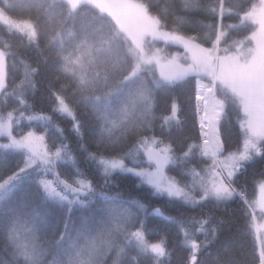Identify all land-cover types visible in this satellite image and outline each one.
<instances>
[{
  "label": "trees",
  "instance_id": "trees-1",
  "mask_svg": "<svg viewBox=\"0 0 264 264\" xmlns=\"http://www.w3.org/2000/svg\"><path fill=\"white\" fill-rule=\"evenodd\" d=\"M261 3L80 0L72 8L68 0H0L3 12L35 31L31 38L0 22L6 60L0 118L10 119L14 137L38 134L43 144L33 156L0 136V264H189L193 257L192 264H264L256 228L262 217L251 206L264 161L237 168L231 197L217 201L209 193L203 203L188 204L155 193L130 172L105 171L99 160L118 158L146 170L153 163L145 149H154L167 157V177L202 197L216 163L200 139L195 93L197 81L209 83L211 74L169 81L143 65L127 77L136 54L112 14L144 33L150 49L166 55L189 49L207 63L217 55L231 73L249 65L258 47L251 34ZM157 30L164 40L153 37ZM215 87L223 102V153L237 152L244 139L240 102ZM59 100L73 116L59 109ZM80 180L92 190L74 191ZM41 181L59 195H49ZM132 199L146 208L129 205ZM141 222L146 243L162 240L164 256L131 235Z\"/></svg>",
  "mask_w": 264,
  "mask_h": 264
},
{
  "label": "rangeland",
  "instance_id": "rangeland-1",
  "mask_svg": "<svg viewBox=\"0 0 264 264\" xmlns=\"http://www.w3.org/2000/svg\"><path fill=\"white\" fill-rule=\"evenodd\" d=\"M79 1L80 0H68L72 8H74ZM100 9L108 11L102 4L100 5ZM257 12L253 14L255 21H257V26L251 36L252 38L254 37L258 47L251 50L249 65L242 66L240 69L231 73L229 69H225L226 59H218L217 53L215 54L216 57H214L213 62L207 63L199 53L189 49L172 55H166L163 50L158 48L150 49L146 45L147 37L144 33L138 32L134 26L128 25L118 13L112 14L114 15L118 27L131 40L136 54V61L127 77L137 73L143 65L154 66L159 75L163 79L169 81L179 79L187 73L211 74V81L209 83L203 80L197 81L195 110L198 131L200 139L203 140L204 148L209 150V153L216 163L213 176L210 178H222L231 191L230 181L232 178L228 176L227 170L223 166L224 162H226L230 154L236 153L239 155L242 153L246 142L250 141L259 147L261 140L264 139V0H262ZM0 22L13 28H18L26 32L29 37L34 38V27L29 21L13 19L0 9ZM153 37L162 40L165 39L163 33L158 30L153 33ZM217 46L218 42L215 46L216 51ZM5 70V53L0 49V91L5 81ZM215 83H219L225 91L234 92L240 102V108L244 115L241 121L244 139L241 149L237 152L223 153L224 145L222 137L220 136L219 127L223 112V102L216 93ZM58 106L62 112L69 116H73L69 108L61 100H59ZM0 136L7 137L17 146L29 149L33 156L40 152L41 149L43 150L42 138L38 134L28 133L23 138L14 137L9 118H0ZM253 152L254 150L249 147V155H252ZM145 155L147 159L153 163L151 169L130 168L125 166L123 161L118 158H99V160L105 168L106 161L119 162V167H111L109 165L107 169L130 172L136 175L140 181L149 185L155 193L164 194L169 197L167 188L173 184L177 188L183 189L167 177L165 173L167 157L151 148L145 149ZM243 162L244 161H238L239 164ZM236 170L237 169L233 170V175ZM141 172L145 173V175L141 176L139 174ZM148 174H152L150 179L155 183L150 184L148 182ZM157 183L161 186L159 191H157L156 188ZM209 193L212 194L211 192ZM221 197H227V195L225 194ZM171 198H183V196H172ZM251 206L256 212V215L258 214L256 219L259 218V213L262 217L261 220L256 221V228L260 239V245L263 249L262 252H264V179L256 183V193L251 201Z\"/></svg>",
  "mask_w": 264,
  "mask_h": 264
},
{
  "label": "snow or ice",
  "instance_id": "snow-or-ice-1",
  "mask_svg": "<svg viewBox=\"0 0 264 264\" xmlns=\"http://www.w3.org/2000/svg\"><path fill=\"white\" fill-rule=\"evenodd\" d=\"M251 147L254 152L252 155H249L248 153V148ZM264 161V146L258 147L255 143L252 142H246L244 146V151L237 155L236 153H232L228 156L226 162H224V168L227 170V174L230 178L234 179L233 176V170L241 167H245V165L239 164L238 161H246L248 164H255L257 161ZM106 168L105 171H107V167L110 165L111 167H119V162H105ZM141 176H144L145 173L141 172L139 173ZM152 174H148L149 180L148 182L155 183L150 179ZM201 181H203V178H201ZM42 184H44L45 188L48 190L49 195H59V193H55L53 189L48 187V183L45 181H41ZM80 187L78 189H74V191L78 192H87L92 190V186L90 182L80 180L78 181ZM204 189L203 196L200 198H194L191 193L184 192L183 189L177 188L174 184L171 185L170 187L167 188V192L169 197L176 196L180 197L181 195L183 196L184 202L188 204H192L195 202L203 203L204 202V197H207L209 192L215 194L217 197V201H219V198L221 196H224L225 194L229 197L232 196V191L229 189V186L224 183V180L222 178L218 179H209L206 182H203L201 185ZM160 185L157 183L156 188L157 191L160 189ZM129 205H135L138 207L140 210H144L146 208V205L143 203H140L139 201L132 199L128 201ZM122 212L127 213L130 211L129 207H124ZM156 214H160V210L156 209ZM165 220H171L173 219L170 216H164L163 217ZM205 223L204 220L200 221L201 227H203V224ZM143 228V222H141V226L137 227L131 235L135 237V239L139 242L141 246H144L148 249L151 250L152 253L156 255L157 258L162 257L165 255V248L163 246V241H156V242H151V243H146V233L142 230ZM193 245L195 246V242H192ZM195 257L192 258L194 260ZM192 260H190L189 264H192ZM113 264L115 262L113 261ZM123 264V260L121 262Z\"/></svg>",
  "mask_w": 264,
  "mask_h": 264
}]
</instances>
